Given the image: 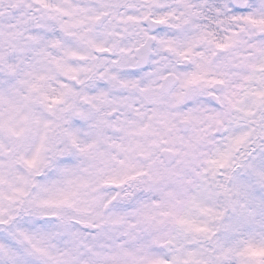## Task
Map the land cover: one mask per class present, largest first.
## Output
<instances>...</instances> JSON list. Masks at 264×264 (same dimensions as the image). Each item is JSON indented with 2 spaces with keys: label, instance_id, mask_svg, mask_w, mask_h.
Returning <instances> with one entry per match:
<instances>
[{
  "label": "snow or ice",
  "instance_id": "snow-or-ice-1",
  "mask_svg": "<svg viewBox=\"0 0 264 264\" xmlns=\"http://www.w3.org/2000/svg\"><path fill=\"white\" fill-rule=\"evenodd\" d=\"M0 264H264V0H0Z\"/></svg>",
  "mask_w": 264,
  "mask_h": 264
}]
</instances>
